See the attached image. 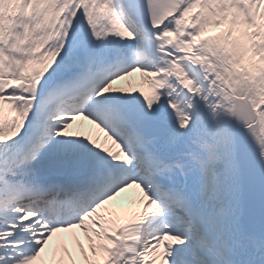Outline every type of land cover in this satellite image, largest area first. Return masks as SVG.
I'll use <instances>...</instances> for the list:
<instances>
[{
	"label": "snow or ice",
	"instance_id": "6c2138e0",
	"mask_svg": "<svg viewBox=\"0 0 264 264\" xmlns=\"http://www.w3.org/2000/svg\"><path fill=\"white\" fill-rule=\"evenodd\" d=\"M0 264H264V0H0Z\"/></svg>",
	"mask_w": 264,
	"mask_h": 264
},
{
	"label": "bare ground",
	"instance_id": "6f19581e",
	"mask_svg": "<svg viewBox=\"0 0 264 264\" xmlns=\"http://www.w3.org/2000/svg\"><path fill=\"white\" fill-rule=\"evenodd\" d=\"M215 33H217V29L216 28H211V29H209L207 34H215ZM135 78H138V74H136ZM145 90H147V86L146 85H145ZM85 124H86V122H85ZM80 130L81 129H79V128H74L73 129V131H80ZM100 135H101V138H103V134H100ZM133 196H134V193L129 192V193H126V194H122L121 199L124 200V201H127V200L132 199ZM75 235H76V237H78L81 240L82 243L85 244V249L87 250V242L84 241L82 233L79 230H75ZM59 240H62V242L65 244L64 246H66L70 252L75 251L74 240L69 235L64 234L60 238H54V240L52 241V244L56 245L59 242Z\"/></svg>",
	"mask_w": 264,
	"mask_h": 264
},
{
	"label": "rangeland",
	"instance_id": "374dc122",
	"mask_svg": "<svg viewBox=\"0 0 264 264\" xmlns=\"http://www.w3.org/2000/svg\"><path fill=\"white\" fill-rule=\"evenodd\" d=\"M218 31H220V29H217V32ZM58 243H62L63 245H65L63 242H62V240H59V242ZM70 252V251H69ZM73 252H75V251H73Z\"/></svg>",
	"mask_w": 264,
	"mask_h": 264
}]
</instances>
